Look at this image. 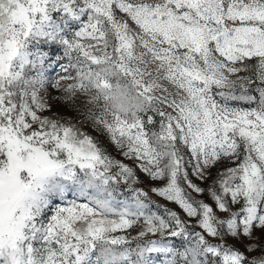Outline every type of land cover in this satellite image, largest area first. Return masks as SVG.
Wrapping results in <instances>:
<instances>
[{
  "label": "snow or ice",
  "instance_id": "snow-or-ice-1",
  "mask_svg": "<svg viewBox=\"0 0 264 264\" xmlns=\"http://www.w3.org/2000/svg\"><path fill=\"white\" fill-rule=\"evenodd\" d=\"M0 264H264V0H0Z\"/></svg>",
  "mask_w": 264,
  "mask_h": 264
}]
</instances>
